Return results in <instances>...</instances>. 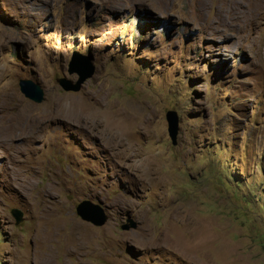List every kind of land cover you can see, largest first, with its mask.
<instances>
[{"label": "rangeland", "instance_id": "obj_1", "mask_svg": "<svg viewBox=\"0 0 264 264\" xmlns=\"http://www.w3.org/2000/svg\"><path fill=\"white\" fill-rule=\"evenodd\" d=\"M0 264H264V0H0Z\"/></svg>", "mask_w": 264, "mask_h": 264}, {"label": "water", "instance_id": "obj_2", "mask_svg": "<svg viewBox=\"0 0 264 264\" xmlns=\"http://www.w3.org/2000/svg\"><path fill=\"white\" fill-rule=\"evenodd\" d=\"M68 74H75L77 80L72 82L64 77L57 78L56 83L64 92L78 93L83 84L90 79L94 73L95 68L88 56L82 55L77 51L72 52L70 60L68 62ZM20 93L29 101L34 104H41L44 101V91L41 86L31 80L20 79L18 81ZM165 120L167 123V134L172 146L177 145L178 136V116L174 111H167L165 114ZM77 217L87 224H90L96 228L105 226L109 216L104 208L99 204H95L89 200H83L79 202L75 208ZM10 214L14 218L15 224L18 225L23 221L22 212L18 209H12ZM138 223L131 217H127L125 223L120 226V230L123 232H129L136 230Z\"/></svg>", "mask_w": 264, "mask_h": 264}]
</instances>
